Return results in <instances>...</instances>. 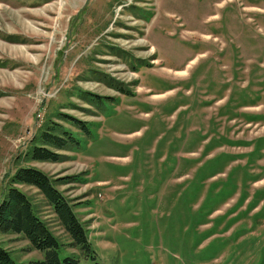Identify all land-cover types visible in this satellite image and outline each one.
I'll return each mask as SVG.
<instances>
[{
  "label": "rangeland",
  "instance_id": "rangeland-1",
  "mask_svg": "<svg viewBox=\"0 0 264 264\" xmlns=\"http://www.w3.org/2000/svg\"><path fill=\"white\" fill-rule=\"evenodd\" d=\"M52 125L72 140L55 163L31 160ZM21 167L85 229L94 260L12 184L59 258L264 264V0H0V202ZM0 247L43 259L22 234Z\"/></svg>",
  "mask_w": 264,
  "mask_h": 264
},
{
  "label": "trees",
  "instance_id": "trees-1",
  "mask_svg": "<svg viewBox=\"0 0 264 264\" xmlns=\"http://www.w3.org/2000/svg\"><path fill=\"white\" fill-rule=\"evenodd\" d=\"M65 117V116H63ZM85 130V122L73 120ZM71 136L66 130L52 125L42 130L37 142L28 151L31 160L55 163L59 160V154L55 151L66 149ZM50 148L54 149L52 151ZM70 177L62 178L64 184L72 183ZM11 186L6 189L0 202V234L15 233L29 242L31 247L43 253L41 261H32L28 264H80L74 256L59 258L57 254L58 244L52 236L46 224L32 212V207L26 195L12 184H22L35 188L52 208L57 221L69 236L71 247H76L84 257L94 260L90 245L87 241L85 229L72 211L71 204L53 186L52 181L41 171L31 167L18 168L10 178ZM0 264H17L8 255V252L0 247Z\"/></svg>",
  "mask_w": 264,
  "mask_h": 264
}]
</instances>
